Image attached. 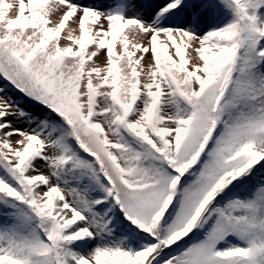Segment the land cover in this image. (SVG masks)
<instances>
[{
  "label": "snow or ice",
  "instance_id": "obj_1",
  "mask_svg": "<svg viewBox=\"0 0 264 264\" xmlns=\"http://www.w3.org/2000/svg\"><path fill=\"white\" fill-rule=\"evenodd\" d=\"M0 264H264V0H0Z\"/></svg>",
  "mask_w": 264,
  "mask_h": 264
},
{
  "label": "rangeland",
  "instance_id": "obj_2",
  "mask_svg": "<svg viewBox=\"0 0 264 264\" xmlns=\"http://www.w3.org/2000/svg\"><path fill=\"white\" fill-rule=\"evenodd\" d=\"M82 3L85 4H95V3H100V4H105L108 2V0H81ZM115 2H118V0H115ZM131 14V13H129ZM11 95H13L14 98L19 99V94L17 93H10ZM25 107H27V105H25ZM9 119H11V117H9ZM18 127H22V125H17Z\"/></svg>",
  "mask_w": 264,
  "mask_h": 264
}]
</instances>
